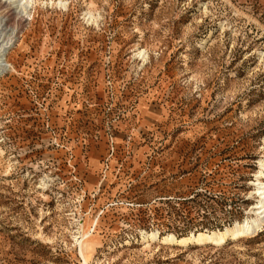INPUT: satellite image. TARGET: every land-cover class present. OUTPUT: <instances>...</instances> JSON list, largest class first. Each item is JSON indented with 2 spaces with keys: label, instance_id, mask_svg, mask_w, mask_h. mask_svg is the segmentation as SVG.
Masks as SVG:
<instances>
[{
  "label": "rangeland",
  "instance_id": "374dc122",
  "mask_svg": "<svg viewBox=\"0 0 264 264\" xmlns=\"http://www.w3.org/2000/svg\"><path fill=\"white\" fill-rule=\"evenodd\" d=\"M61 1L0 0V264H264L147 238L254 218L264 0Z\"/></svg>",
  "mask_w": 264,
  "mask_h": 264
},
{
  "label": "bare ground",
  "instance_id": "6f19581e",
  "mask_svg": "<svg viewBox=\"0 0 264 264\" xmlns=\"http://www.w3.org/2000/svg\"><path fill=\"white\" fill-rule=\"evenodd\" d=\"M3 1L9 6L14 5L15 9L18 8L19 9L18 15L21 18H24L27 15L30 17V11H28V9L31 10V5L33 4L34 0H3ZM58 4L61 6L65 5L62 3L61 0H59ZM1 36L2 35L0 34V37ZM137 56L144 59L146 57V52L140 51L137 54ZM6 59H2L0 56V74L6 71H10L12 67ZM259 167H260V172L256 176V184L253 185L255 187V193L258 196L257 204L252 209L254 211V218H247L243 223L237 224L233 229L226 228L224 231L217 233L216 232L199 233L197 236L195 234H191L189 236L181 237V238H176L173 235H168V236H162L161 239H159L160 237L157 233H152L147 238H149L151 242L161 241V243L173 244L176 246L183 247L189 244H195V245L208 244V243L219 244L221 242L226 241L228 238L236 239L240 237H247L254 235L256 232L261 230L260 228L264 224V162H259ZM86 236H84L83 239H85ZM80 256L82 257L84 264H87L82 248H80Z\"/></svg>",
  "mask_w": 264,
  "mask_h": 264
}]
</instances>
